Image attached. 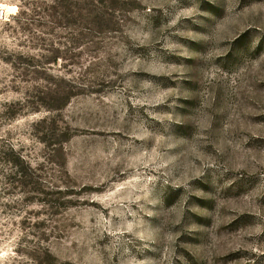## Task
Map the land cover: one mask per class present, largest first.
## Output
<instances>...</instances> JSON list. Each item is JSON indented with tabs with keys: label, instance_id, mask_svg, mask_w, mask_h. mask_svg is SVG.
<instances>
[{
	"label": "rangeland",
	"instance_id": "rangeland-1",
	"mask_svg": "<svg viewBox=\"0 0 264 264\" xmlns=\"http://www.w3.org/2000/svg\"><path fill=\"white\" fill-rule=\"evenodd\" d=\"M0 264H264V0H0Z\"/></svg>",
	"mask_w": 264,
	"mask_h": 264
},
{
	"label": "bare ground",
	"instance_id": "bare-ground-1",
	"mask_svg": "<svg viewBox=\"0 0 264 264\" xmlns=\"http://www.w3.org/2000/svg\"><path fill=\"white\" fill-rule=\"evenodd\" d=\"M3 6H4V5H3ZM8 7H10V6H7V8H8ZM14 9H15V7H14ZM2 10H3V9H2ZM6 11H7V10H6ZM7 12H8V11H7Z\"/></svg>",
	"mask_w": 264,
	"mask_h": 264
}]
</instances>
